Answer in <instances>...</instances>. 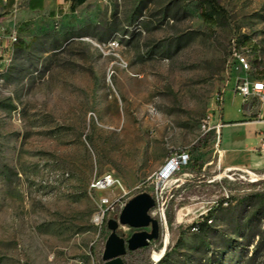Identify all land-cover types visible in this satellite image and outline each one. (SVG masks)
I'll use <instances>...</instances> for the list:
<instances>
[{
	"label": "rangeland",
	"instance_id": "rangeland-1",
	"mask_svg": "<svg viewBox=\"0 0 264 264\" xmlns=\"http://www.w3.org/2000/svg\"><path fill=\"white\" fill-rule=\"evenodd\" d=\"M219 2L228 18L203 0L0 3V264H105L107 223L123 207L99 231L97 197L124 191L125 204L143 191L156 201L148 264H245L264 249V171L230 178L219 131L207 132L223 97L225 115L239 114V77L264 80V0ZM182 152L189 163L163 179ZM106 173L122 188L92 189ZM213 208L203 234L194 225Z\"/></svg>",
	"mask_w": 264,
	"mask_h": 264
},
{
	"label": "crops",
	"instance_id": "crops-1",
	"mask_svg": "<svg viewBox=\"0 0 264 264\" xmlns=\"http://www.w3.org/2000/svg\"><path fill=\"white\" fill-rule=\"evenodd\" d=\"M36 1L28 0V6ZM0 3L16 5L15 0H0ZM42 3L44 6L47 0H42ZM224 103L223 97L222 111L217 119L221 127L215 144L218 162L225 169L247 167L264 171V149L260 148L261 133L264 131V103L250 97L244 100L242 107H238L239 114L234 118L225 115ZM224 128L230 129L227 138L223 136Z\"/></svg>",
	"mask_w": 264,
	"mask_h": 264
},
{
	"label": "built area",
	"instance_id": "built-area-1",
	"mask_svg": "<svg viewBox=\"0 0 264 264\" xmlns=\"http://www.w3.org/2000/svg\"><path fill=\"white\" fill-rule=\"evenodd\" d=\"M3 1L8 2L9 0H3ZM16 11H17V7L16 5H14L12 12L14 13ZM9 38L11 39L12 43H15L17 41L16 32H12ZM234 56H235V61L238 64V67L242 71H244V73H247L251 69V65L247 57L239 52H235ZM235 86H236V93L242 95L245 100H247L250 97H258L260 98L261 102L264 103V80L254 79L250 76H242L237 79ZM262 121L264 122V119H262ZM204 127H206V124L204 125ZM220 127H221V123H218L212 127L208 125L207 132L213 128H216L217 131H219ZM260 148L262 150L264 149V131L261 133ZM189 160H190L189 152H182L176 157L169 160V162L165 165L166 168L171 162L173 163L169 176L173 174L177 169L188 164ZM226 171L231 172V174L229 175L230 178H234L232 176L239 174L238 176L240 178L246 179V176H248L250 181H256L258 176L254 169L247 167L227 168ZM116 187L122 188V184L120 180L116 178L112 173H106L103 176L95 179L91 183V188L94 189L95 191H106ZM125 194L126 192L124 191L122 195L118 196L115 199H112L111 197L104 194L98 195L97 209L92 217V222L99 231H101V229L103 228L106 217L109 214V212L111 210H114V205L116 202H120L121 207L125 206V202L121 200Z\"/></svg>",
	"mask_w": 264,
	"mask_h": 264
},
{
	"label": "water",
	"instance_id": "water-1",
	"mask_svg": "<svg viewBox=\"0 0 264 264\" xmlns=\"http://www.w3.org/2000/svg\"><path fill=\"white\" fill-rule=\"evenodd\" d=\"M155 203V198L149 192L137 193L128 199L118 219L108 220L110 234L102 255L105 264H125L123 257L127 250H136L148 245L151 240L159 238V221L150 214ZM120 226L137 230L125 239L119 232ZM148 227L151 229L148 230Z\"/></svg>",
	"mask_w": 264,
	"mask_h": 264
},
{
	"label": "trees",
	"instance_id": "trees-1",
	"mask_svg": "<svg viewBox=\"0 0 264 264\" xmlns=\"http://www.w3.org/2000/svg\"><path fill=\"white\" fill-rule=\"evenodd\" d=\"M71 1H72L71 8H74L75 5H81L85 3L87 0H71ZM203 1L207 5L208 11L206 14L209 15V17H213L214 15H216L219 18H228V13L226 9L220 4L219 0H203ZM42 6H43L42 0H37L36 2L30 3L31 9H40L42 8ZM214 211H215V208L211 209L209 211V214L206 217H204L202 221L195 223L194 227L198 229L200 232H202L203 234H207L211 229L210 223L212 221V217L215 215ZM250 225H251V221H248L246 228H249ZM133 231L134 229L130 230L127 236L128 238L131 236ZM253 236L260 237L262 236V232H254ZM155 240L156 239L151 240L148 245L138 248L136 250H127L126 254L123 257L125 264H148L147 260L150 257L152 243ZM263 251L264 249L262 247V241L260 242L259 240L254 250V253L252 254V256L247 258L245 264H256V259L263 256ZM233 257H235V255H233ZM165 260L166 259L162 257L160 262L162 263Z\"/></svg>",
	"mask_w": 264,
	"mask_h": 264
},
{
	"label": "bare ground",
	"instance_id": "bare-ground-1",
	"mask_svg": "<svg viewBox=\"0 0 264 264\" xmlns=\"http://www.w3.org/2000/svg\"><path fill=\"white\" fill-rule=\"evenodd\" d=\"M172 166H173V163L171 162L166 168H164V170H163V179H164V178H167V177L169 176ZM178 220H179V219H178ZM166 240H169V238L167 239V237H166ZM166 243H167V242H166ZM162 253H163V252H162ZM158 256H159V255H158ZM158 256H157V257H158ZM160 257H161V256H160Z\"/></svg>",
	"mask_w": 264,
	"mask_h": 264
},
{
	"label": "flooded vegetation",
	"instance_id": "flooded-vegetation-1",
	"mask_svg": "<svg viewBox=\"0 0 264 264\" xmlns=\"http://www.w3.org/2000/svg\"><path fill=\"white\" fill-rule=\"evenodd\" d=\"M131 229H134V231H136V230H137V229H135V228H130V230H131ZM134 231H133V232H134ZM123 236L125 237V239H128V237H127V236H128V234H126V235H123Z\"/></svg>",
	"mask_w": 264,
	"mask_h": 264
}]
</instances>
